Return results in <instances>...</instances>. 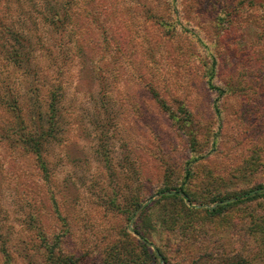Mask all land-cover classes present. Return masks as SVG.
<instances>
[{
    "label": "rangeland",
    "instance_id": "obj_1",
    "mask_svg": "<svg viewBox=\"0 0 264 264\" xmlns=\"http://www.w3.org/2000/svg\"><path fill=\"white\" fill-rule=\"evenodd\" d=\"M47 1L56 0H0V89L43 107L51 81L61 86L58 111H41L57 137L42 151L46 172L15 151L29 191L0 179V264H140L138 224L171 262L264 264V229L253 225L264 196L206 217L199 208L215 203L159 201L157 192L179 186L193 157L188 182L200 197L264 185V0H178L182 24L203 44L170 30V18L158 24L168 0H78L80 24L94 11L93 29L81 26L83 37L97 36L89 56L42 20ZM2 24L30 38L37 72L4 58L16 44ZM111 32L120 47L103 39ZM205 44L217 58L213 82L227 89L220 97L205 88ZM154 76L172 110L181 100L185 112L158 104L144 79ZM147 205L152 216L138 219Z\"/></svg>",
    "mask_w": 264,
    "mask_h": 264
},
{
    "label": "trees",
    "instance_id": "obj_2",
    "mask_svg": "<svg viewBox=\"0 0 264 264\" xmlns=\"http://www.w3.org/2000/svg\"><path fill=\"white\" fill-rule=\"evenodd\" d=\"M89 2V0H86ZM50 1H47V4L45 7L40 11L41 18L44 20L45 23L48 25L60 28L61 31L65 34L71 37L72 47L73 49H79L85 53V55H88L89 53H86L89 51L88 48H92V46H95V43L97 42L95 39L97 36H86L83 37L81 26L83 24H86L85 26V33L88 34L91 29H93L92 22L94 21V11L92 13V20H88V18L85 19L80 24V18L78 17L81 13L76 10V7L78 5V0H56L54 3H49ZM168 5L164 9V13H161L163 15L156 14V20H159L158 24L160 26L164 25L162 22V19L170 18L169 24L171 29L170 30H176V32H184L191 37H194L196 41L199 42V44H203L204 40L201 37V35L194 31L193 29H189L185 27V25L182 24V21L180 20V14H179V7H178V0H168ZM91 8H87L86 15H90ZM102 13V11H99V14ZM107 15V13H105ZM104 16V13L103 15ZM104 20V19H103ZM92 21V22H91ZM92 24H91V23ZM220 23H218L219 25ZM62 26V27H59ZM1 27L5 28V32L11 36V38L14 39L13 45L11 43L8 55L7 52L4 55V58L7 60L8 63L11 64H19L20 62L24 63L25 69L32 67V59L30 60L28 58L29 56L33 55L34 45L30 42V38L27 37V34L21 33L19 30L15 31L14 29H10L9 27H5L4 24L1 25ZM181 27V28H179ZM118 29V28H117ZM118 34H119V30ZM114 31V32H117ZM80 33V34H78ZM78 38V41L76 38ZM101 37V35H99ZM83 38V39H82ZM105 41H108V44L116 43L118 46L120 43L122 44L124 40L122 39V36L116 35L115 33H109L107 36H104L103 38ZM104 43H101V45ZM0 47L3 48V43H0ZM99 47V46H97ZM120 47V46H119ZM204 48H206L207 52L203 53L206 56H209L211 59V66L207 69L208 70V76L209 79H206L204 84L205 88L207 90H213L217 92L218 96H223L227 89L223 86L217 85L215 82H213V77L215 76V67L217 63V58L211 51L208 50V45L205 44ZM32 53V54H31ZM31 54V55H30ZM89 56V55H88ZM205 57V56H204ZM35 65L32 67V70L37 72L38 70L34 68ZM40 70V69H39ZM201 77L204 78L205 73L204 70L200 73ZM146 83L147 91L154 95V98L158 102V104L162 105L163 107H167L168 110L171 112L174 111L170 107V105L165 101L164 95H162L159 91L158 83L155 81L156 77L154 78H144ZM55 82V83H53ZM51 81L50 87L46 89V93L40 97L39 99H43L44 106L41 107V105L38 103V101H31V103H23L19 101L17 97H14L10 94L9 91H5L3 89H0V114H2V120L0 122V179L3 178V176L6 177V184L8 182V178H10L11 186L13 184V180H17L14 182L13 189L19 190V193L24 195L29 190L28 188L31 186L30 181L26 182V179L28 178L25 172H20L21 164L19 162V156L13 157V152L15 151L18 153L19 151H22L24 153L29 154L32 156L33 161L40 169H45V163L43 161L42 157V151L44 150V146L47 145L48 141L51 140L49 138L57 139L55 136V129L51 128V122L49 121V118L47 119V126L43 127L45 117H43V113L41 112L43 109L45 111V115L47 113L54 114L55 111H58V99L61 98V93L58 94V88H61L60 80L54 79V81ZM37 92V96L39 94V86L36 85L34 87ZM57 88V90H56ZM29 91H32V87L28 89ZM178 107L177 111L174 112H185L186 108L184 107V103H182L181 100H178ZM31 107V108H30ZM29 110V114H28ZM190 117V114H187ZM5 116V117H4ZM186 116V115H184ZM13 127L15 128V133L13 134ZM57 131V129H56ZM192 131V130H189ZM189 139L192 144L195 143V136L194 135H188ZM14 149V150H13ZM5 150V151H4ZM197 158L193 157L191 160L186 161L185 169H184V178L180 182L179 186H174L171 184H168L167 182H164L162 187L158 189L159 195V201L164 199H176L178 202H180L182 205H185L186 202H188L191 206L193 203H215L216 205L212 208L203 207L199 208L204 213V216L211 217L214 215H219L222 212H224L226 209L229 208H235L237 205L243 204V203H249L253 202L255 200H258L259 198L264 196V185L257 184L253 187L244 189L239 192H230V193H221L217 192L212 195H207L204 197H200L199 194L196 191H193L189 187L188 180L193 174L192 171V163L195 162ZM46 172V170H44ZM39 177V175H37ZM44 177H40L35 179L36 183L41 180ZM19 183V188L17 186V183ZM34 187V185H32ZM158 200V199H157ZM140 204V203H139ZM139 204L136 203V206L132 209L135 211L137 207H139ZM152 206L154 205H147L145 206L141 212L138 215V219L145 220L152 216ZM188 207V206H187ZM191 210H196L195 208H190ZM132 211V214H133ZM131 214V216H132ZM257 220H261L262 223L264 221V218L262 216H258ZM260 221V222H261ZM253 223L254 229L256 232H258L260 235L262 234V230L264 229V226H262V223ZM138 224V223H137ZM140 224L134 227L135 232L140 236L139 237V247H140V253H141V260L140 264H181L177 262H171L167 259L166 255L160 250L158 246H155L153 249H150L151 241L148 237V232L143 231L146 229H141ZM56 235V234H55ZM49 250L53 252V247L49 245ZM3 250L2 243H0V251ZM50 254L47 256L48 259H51ZM63 259V258H62ZM69 260V257H68ZM224 264H232L231 257H227L222 262ZM48 264H58L56 262L49 261ZM118 264H121L118 261ZM237 264V263H236Z\"/></svg>",
    "mask_w": 264,
    "mask_h": 264
}]
</instances>
